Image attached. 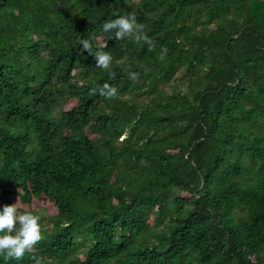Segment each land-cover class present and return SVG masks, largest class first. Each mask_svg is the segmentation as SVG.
Wrapping results in <instances>:
<instances>
[{
    "label": "trees",
    "instance_id": "obj_1",
    "mask_svg": "<svg viewBox=\"0 0 264 264\" xmlns=\"http://www.w3.org/2000/svg\"><path fill=\"white\" fill-rule=\"evenodd\" d=\"M15 203L41 238L0 264H264V0H0Z\"/></svg>",
    "mask_w": 264,
    "mask_h": 264
},
{
    "label": "clouds",
    "instance_id": "obj_2",
    "mask_svg": "<svg viewBox=\"0 0 264 264\" xmlns=\"http://www.w3.org/2000/svg\"><path fill=\"white\" fill-rule=\"evenodd\" d=\"M141 28L143 25L137 23L134 13L119 15L115 19L104 21L102 24L103 33H109V30L116 29L112 34L115 39H122L129 35H133L137 40L144 39L143 35L138 34V29ZM80 43L83 46V51H91L93 45L90 39H82ZM166 52L167 49L161 50L160 59H164ZM94 58L98 67L109 69L112 59L109 53L97 51ZM130 76H136V73H130ZM99 91L101 95L108 97L116 94V88L107 83L103 84ZM40 238V224L37 215L30 212H18L16 203L0 206V254L5 260L19 261Z\"/></svg>",
    "mask_w": 264,
    "mask_h": 264
}]
</instances>
